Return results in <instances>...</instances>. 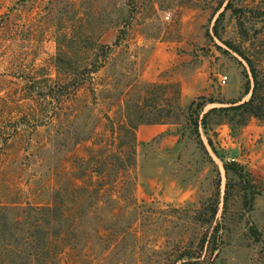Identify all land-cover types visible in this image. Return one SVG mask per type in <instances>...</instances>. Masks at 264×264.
Wrapping results in <instances>:
<instances>
[{"label": "rangeland", "instance_id": "374dc122", "mask_svg": "<svg viewBox=\"0 0 264 264\" xmlns=\"http://www.w3.org/2000/svg\"><path fill=\"white\" fill-rule=\"evenodd\" d=\"M251 66L261 96L264 0H0V264H264V119L201 124L248 101ZM125 109L168 121L115 140ZM119 143L135 169L105 184L133 185L97 193Z\"/></svg>", "mask_w": 264, "mask_h": 264}, {"label": "trees", "instance_id": "16d2710c", "mask_svg": "<svg viewBox=\"0 0 264 264\" xmlns=\"http://www.w3.org/2000/svg\"><path fill=\"white\" fill-rule=\"evenodd\" d=\"M224 2H220L218 4V7L216 9V12L220 10V8L223 6ZM228 8V4L225 6L224 9ZM222 14H220L221 16ZM217 21V20H216ZM228 47H230L231 49L234 50L235 53L239 54V56L242 57V54L235 48H233L230 44L226 43ZM103 50H108L110 51V48H104L102 49V53L105 55L106 53H104ZM98 57V55H97ZM247 61V60H245ZM248 64H250L249 61H247ZM98 62H97V66H98ZM250 66V65H249ZM90 66H83L82 68H71L70 72H68L67 74L69 76H73V75H80L81 79H85V77H88L90 75L91 72L90 71ZM250 72L252 75V79H253V88L250 94V98L248 99V101L242 102V103H235L234 106L232 107H228V108H211L210 110H208L202 117L201 119V124L203 126V128H205L208 125V118L211 114L214 113H220V112H227V111H233V112H242L244 117L246 118H254L257 120H263L264 119V93L259 96L257 94L258 92V86L259 83L257 81L254 69L252 68V66L250 67ZM80 81V82H79ZM82 82V80H75V81H71L68 83V85L66 84L65 86H59L56 87V89L54 90V94L55 96H59L60 94H65V93H71L73 95H75L80 87L82 86V84H80ZM70 85V86H69ZM80 85V86H79ZM69 86V87H68ZM153 87V86H151ZM67 88L69 89L67 92ZM262 91H264V85L261 88ZM64 91V92H63ZM63 92V93H62ZM179 93V92H177ZM249 94V89H247L246 91V95ZM200 99V98H199ZM194 101H192L189 106L188 109L192 108V106L194 105ZM209 104H213L214 102H208ZM122 120L119 122L117 129L115 130V128L111 131V136L115 139V140H120L121 137L123 135L126 136V134L130 135V139L131 141L134 143L135 142V133L136 130L139 126L141 125H157V124H165L167 123V119L163 118L164 116H162L161 112L158 111L157 113H153L150 116H146L144 114H131L130 110H126L125 109V113L122 116ZM124 143H119L116 147L115 150L112 152H108L106 154H101L98 156H101L100 158H98L97 160V170H95V179L96 181L94 183L97 182V184L94 186L95 188H97V193L100 192H105L108 189H113V188H117L119 186V184H127L130 187L133 185V183H131V181L129 180H124L122 183H120V181L122 180L121 177L116 178L114 177L115 181L114 183L111 182V180H109V184H105V179H106V173L108 172H112L114 174L120 173V175L122 173H126L127 175H129L131 173V171L133 169H135V161L133 159V156L135 155V150H134V146L132 143H130V145L126 148L123 147ZM126 159H129V162H126ZM56 207V208H54ZM54 207L52 206H44V207H37V211L39 213H41L42 215L39 216L36 219V225L38 228H41L43 225L41 224H49L51 221H53L54 219L51 218V214L54 212L57 213V211H61L63 210V205H55ZM38 261L40 262V259H38Z\"/></svg>", "mask_w": 264, "mask_h": 264}, {"label": "built area", "instance_id": "2783aa9c", "mask_svg": "<svg viewBox=\"0 0 264 264\" xmlns=\"http://www.w3.org/2000/svg\"><path fill=\"white\" fill-rule=\"evenodd\" d=\"M228 77L227 76H221L219 78V86L223 87L227 84Z\"/></svg>", "mask_w": 264, "mask_h": 264}]
</instances>
